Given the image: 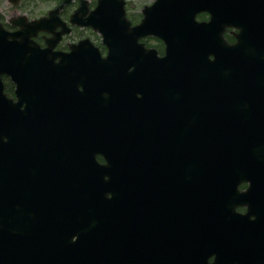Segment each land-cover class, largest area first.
<instances>
[{"label": "water", "instance_id": "obj_1", "mask_svg": "<svg viewBox=\"0 0 264 264\" xmlns=\"http://www.w3.org/2000/svg\"><path fill=\"white\" fill-rule=\"evenodd\" d=\"M71 1L64 0L52 10L51 18L27 22L26 17H21L16 22L23 29L17 32L9 33L0 26V191L3 197L0 205L12 206L16 193L14 181L26 179V162L38 163L44 155L48 156L47 129L59 125L66 220H90L101 209L103 214L97 213L99 217L108 214L117 217V209L129 206L133 211L135 206L128 203H134L140 195L137 190L133 193V189L137 185L150 189L153 183L148 178H130L132 192L127 191L122 173L130 163H133L129 165L133 166L131 172H140L142 163L145 171L152 174L160 164L161 171L178 174L174 173L172 180L182 189L177 192L179 196L188 198L184 199V205L189 212L185 215L186 210L183 213L179 207L174 211L182 216H174L172 226L177 233L171 247L163 241L160 251L154 239L142 243L139 251L142 264L170 258L174 264H239L244 259L241 256L244 247L254 260L252 264H264V97L258 96L264 94V83L258 87L251 85L249 69L254 53L251 27L255 19L264 20V0H157L145 7V17L136 26L126 17L124 0H98L94 10L89 9L87 0H81L73 22L90 25L100 32L109 46V54L104 57L99 47L85 39L63 56V60L80 63L78 68L84 80L95 82L87 90V97L79 90L74 96L67 94L63 87H56L53 96L56 95L61 114L49 115L44 112L41 97L46 79L33 81L35 66L23 61L58 57L52 52L54 38L46 49H40L31 38L40 30L53 32L59 11ZM205 10L211 13L210 21H197L196 14ZM228 26L242 29L235 44H229L224 37ZM146 35H157L165 41L164 55L160 56L156 48L147 49L144 43H139ZM239 66L243 73H239ZM132 67L135 70L130 73ZM139 71L154 78L163 107L156 105L155 97L138 99L126 94L124 77ZM4 73L13 75L21 84L17 102L3 92L1 75ZM106 89L107 97L102 93ZM173 93L175 96L169 97ZM171 101L174 104L172 128L163 129L165 140L159 142L154 113L161 110L163 113L165 108L163 115L167 111L170 114ZM96 153L103 154L108 163L100 166L95 163ZM109 171L118 177L111 181L97 177L100 172L109 174ZM243 181H249L250 186L240 191ZM118 185L122 191H115ZM240 204L248 205L247 214L236 212ZM248 220L254 222L257 235L244 231ZM126 241L133 246V240ZM66 246L62 261L31 257L27 264H32V259L37 264L43 261L44 264H117L108 258L105 241L67 239ZM213 254L216 258L210 263L209 257ZM0 261V264H18L12 259Z\"/></svg>", "mask_w": 264, "mask_h": 264}, {"label": "flooded vegetation", "instance_id": "obj_2", "mask_svg": "<svg viewBox=\"0 0 264 264\" xmlns=\"http://www.w3.org/2000/svg\"><path fill=\"white\" fill-rule=\"evenodd\" d=\"M10 1L14 4L19 3V5H22L23 2V0H10ZM62 1L63 0H58L57 5L55 7L59 6L62 3ZM80 3L81 0H73L72 2L66 4L61 9L58 15L59 20L55 22L57 24L53 28V32H39L35 40L41 44L42 48L48 45V40H52L54 38V41H56L54 47L55 51L69 52L73 44H76L81 39L86 38V37L73 38L75 34L76 35L81 34L82 28H85L86 30L90 29L89 27L79 26L78 24L72 22L71 20L73 14L80 6ZM88 4L90 6L89 0H88ZM50 10H48L44 15H41L40 17L47 16ZM139 15H143V14H139ZM196 15L199 21H205L209 19L210 14L209 12L202 11L197 13ZM21 16H25L29 20L34 19L29 15L23 14V15H12L10 20L7 21L4 18V15H0V23L7 31L16 32L17 30L20 29V26L17 25L15 21ZM40 17H36V18H40ZM84 18H87V15H85ZM251 30L253 33L252 47L254 53L249 69L251 72L252 85L254 87L255 86L258 87L259 84H262L263 86L264 83V20L255 19L253 21ZM241 31L242 29L240 26H231L227 28L225 34L228 41L238 42L239 40L238 35L241 33ZM149 39L150 37L144 39V41L148 44V46L153 47L154 45L155 47L159 48L161 42L159 45L150 44L147 42ZM101 50L104 53V49ZM28 61H30L35 66V67L33 66L35 69L32 71L33 81L42 82L45 81L46 79L42 87L41 97H42V106L44 112L49 115L61 114L59 103H57L54 98V96L56 95L53 96L54 89L56 87L61 86L64 88L63 90L67 91V94L70 93L73 94L74 96H76V91L79 90L86 95L85 97H87L88 95L87 90L95 82L93 80L92 81L84 80V78L81 75L82 71H80V69L78 68L80 66V63L76 62L75 60H62L56 58V59H45V60H27L23 62H28ZM134 70L135 69L132 67L130 73L131 72L133 73ZM238 70L239 73H241L240 66L238 67ZM139 74H129L128 76L124 77L125 90H126L124 91L126 92V94L138 99H142L146 97H155L156 99H158L157 105L161 106V100L160 98L157 97L158 96L157 92L159 88L154 78H152V76H150L145 72H140ZM3 80H4V89L6 93L8 94V96L16 100L17 91L21 86L20 82L16 80L14 77L8 75H4ZM259 92L260 91H258V93ZM102 93L105 97H107L108 95L107 89L104 90ZM174 96L175 94L173 93L170 94L169 97H174ZM258 96L264 97V94L263 95L258 94ZM73 103H75V101H73ZM259 104L260 103L258 102V105ZM23 106H25V104H23ZM161 111H157L154 113L156 119L155 129L157 132V137L159 142L165 140V134L163 129L164 128L169 129V127H171L172 125V121H173L172 115H174V108L172 105V101L169 112L170 114H168L167 112L165 115H163ZM145 118H146V114H145ZM49 125L52 127L54 126V124H50V123ZM55 127L57 128L53 127L54 129L53 128L49 130L47 129L48 140L46 141V143L48 144V156L44 155V157H42L38 163L26 162L25 164L26 171L24 172L25 174H27V176L24 173L23 174L26 176L28 181L24 182L22 181L23 179L22 180L17 179V182L15 183L17 193L14 203L12 204V206L10 205L9 208H5L0 205V238H1L0 259H24L31 257L41 259V257H43V259H54V260L62 261V255L65 254L67 248L66 246L67 239L72 242L76 240L79 241V239L81 240L90 239L93 241H105L106 244L110 243L109 250L111 256L116 260L115 263L120 264L119 258L121 256H124L125 261L122 264H130L128 257L129 246L125 244L127 243L126 240L131 239L133 241H139L140 238H143L146 234V230L144 229L143 225L149 223V221L148 220L140 221L135 219L134 216L125 214L124 216L125 218L121 220L94 219V220L78 221L73 224H68L65 219L64 192L62 187L63 182L61 180L63 178V171H64L63 170L64 158L62 156V149H61L63 143L61 141L62 139L60 140V137L62 138V136H60L61 128L59 127V125H55ZM47 128L50 127L47 126ZM152 132H148V133H152ZM55 135H57V137H55ZM169 137H170L169 138L170 143L173 142L171 138V134ZM56 138L59 139L57 140ZM166 143L169 142L166 141ZM93 145H95V143H93ZM55 146L58 147L57 150H55L56 149ZM95 161H96L95 163L97 162L103 164L106 163L105 158L101 154H97V153L95 154ZM158 168H159L158 171L154 173L157 177L155 183L156 187L154 188L153 196L151 195L152 194L151 190H146L142 188H137V189L134 188L133 192L135 193L136 192L135 190H137L136 193L143 194L144 200H147L148 204L154 207L155 210L154 221L155 224L157 225L156 235L158 239H160L162 233V227L168 226V224L171 221L173 208L177 206V199L173 195L174 188L172 186V180H171L175 176L174 172L172 171L163 172L161 171V167ZM21 169H23L22 166ZM147 175L149 174H143L140 172L133 173L132 175L127 174L125 177V181H126L125 184L129 187L130 178L132 176L138 178ZM97 177L109 178V175L100 172L99 175H97ZM162 178L164 179L162 180ZM247 187H248L247 183H242L240 186L241 189H245ZM129 191H131V189H129ZM238 211L241 214H245L247 213L248 208L246 205L240 204L238 205ZM251 218L254 219L255 216L252 215ZM243 223L244 222H242V224ZM244 231L257 235V229L255 228L253 221L248 220L247 222H245ZM114 238L116 239L117 242L112 241V239ZM241 256L244 259L241 262H239V264L248 263L249 261L250 264L254 263V260L247 253L245 247L242 251ZM158 264H170V262L166 261L162 263L161 261H159Z\"/></svg>", "mask_w": 264, "mask_h": 264}, {"label": "rangeland", "instance_id": "obj_3", "mask_svg": "<svg viewBox=\"0 0 264 264\" xmlns=\"http://www.w3.org/2000/svg\"><path fill=\"white\" fill-rule=\"evenodd\" d=\"M90 6L93 8L95 0H89ZM154 0H127V13L135 14L137 17L142 18V9L145 5L151 4ZM58 0H23L22 5L14 4L10 0H0V15L9 21L12 15H29L32 18L44 15L48 10L57 5ZM140 21V20H139ZM84 29V30H83ZM81 34L74 35L73 38L90 37L97 45H102V37L99 33L92 29L86 30L82 28ZM150 44H157L158 41L152 37L147 41ZM154 46V45H153ZM155 47V46H154Z\"/></svg>", "mask_w": 264, "mask_h": 264}, {"label": "bare ground", "instance_id": "obj_4", "mask_svg": "<svg viewBox=\"0 0 264 264\" xmlns=\"http://www.w3.org/2000/svg\"><path fill=\"white\" fill-rule=\"evenodd\" d=\"M255 70H257V69H255ZM132 73V72H131ZM260 74H261V72H260ZM140 75V74H139ZM128 76V75H127ZM140 77V76H139ZM259 84V83H258ZM147 88V87H146ZM156 88V87H155ZM175 94V93H174ZM173 116V115H172ZM151 134V133H150ZM170 138V137H169ZM171 140V139H170Z\"/></svg>", "mask_w": 264, "mask_h": 264}]
</instances>
